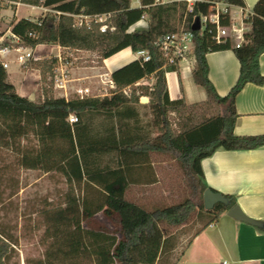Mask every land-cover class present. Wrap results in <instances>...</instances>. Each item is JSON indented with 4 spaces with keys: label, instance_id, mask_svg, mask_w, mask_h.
I'll return each mask as SVG.
<instances>
[{
    "label": "trees",
    "instance_id": "1",
    "mask_svg": "<svg viewBox=\"0 0 264 264\" xmlns=\"http://www.w3.org/2000/svg\"><path fill=\"white\" fill-rule=\"evenodd\" d=\"M214 1L245 7V0H207L186 13L182 0L162 4L140 0L137 7L132 6V0H0L13 8L14 3H23L53 11L36 20L23 17L11 21L17 48L58 45L98 51L102 59L127 48L150 54L149 60L136 58L113 70L114 88L110 94L70 99L56 97L52 92L58 58H38L33 65L41 73L45 92L42 102L18 94L0 62V146L19 154V164L25 169L55 170L66 178L69 191L64 208L53 217V235L57 239L65 235L57 251L69 259V264H84L83 260L91 264H157L169 227L185 224L195 208L203 226H207L237 204L233 196L225 195L228 205L217 203L212 209H205L203 193L210 187L205 182L201 161L218 149L249 150L264 145V133L234 132L237 94L248 82H264L259 65V57L264 53V20L260 18L264 17V0L256 6L252 28L245 33L240 46L230 40L218 44L205 32H195L196 64L192 74L194 83L206 92L204 101L189 104L184 99H170L165 75L179 67L163 68L166 60L156 44L166 34L190 30L193 20L209 13ZM80 14H109L103 22L108 26L106 32L101 31L102 22L77 25L75 15ZM143 16L148 27L128 32ZM224 49L235 52L240 75L229 94L220 96L209 79L206 55ZM150 76L155 78L152 85L138 84ZM128 86L130 96L123 92ZM141 96H147L148 103H140ZM138 105L149 108L154 136L132 132L131 123L139 117ZM72 114L77 117L74 123L69 121ZM99 117L108 123L102 132L94 127ZM23 139L31 144L23 145ZM151 153L169 154L181 163L192 177L193 193L202 199L198 206L185 199L147 208L125 197L130 184L152 183L144 173ZM108 154L117 156L116 166L101 164L100 159ZM82 186L85 193L79 197L76 189ZM100 212L117 215L121 237L83 226L85 220ZM11 251L10 238L0 232V264H8Z\"/></svg>",
    "mask_w": 264,
    "mask_h": 264
},
{
    "label": "crops",
    "instance_id": "2",
    "mask_svg": "<svg viewBox=\"0 0 264 264\" xmlns=\"http://www.w3.org/2000/svg\"><path fill=\"white\" fill-rule=\"evenodd\" d=\"M259 1L245 0L243 11L240 8L234 10V15L239 22L243 17L250 16L249 20L245 21L247 32L252 28V19ZM14 5V14L8 22V26L2 30L0 29V32H4V34H0V38H13L12 43H14V47L8 53L0 55V62L7 63L8 81L15 86L18 94L27 97L31 101L42 102L45 97V92L41 81V73L33 65V62L38 58L51 57L49 54L53 53V48L57 49L56 56L61 50H65L66 48L58 45H38L34 49L22 47V50L32 52L31 59L25 63L19 59L10 61L8 55L13 50H18L15 47L18 40L12 37L10 23L14 19L18 20L23 18L18 15L19 6L27 4L14 3ZM9 6V4L0 2L1 25L4 24L5 16L1 12L8 10ZM137 6L139 5L137 4ZM32 7L41 9L43 11L42 15L47 10L44 7ZM260 18L264 20V17L260 16ZM122 51L107 59H103L104 66L102 68L106 69L107 66L111 65L110 73H112L113 70L137 58L135 55L133 58L126 57L124 61H121L119 56ZM124 51H127L129 54L135 53L129 48ZM46 52H48L47 55H45ZM206 58L209 65L210 81L220 96L228 95L240 75V61L238 57L232 49H224L208 52ZM15 62L18 64H15ZM259 65L264 77V53L259 57ZM192 72L193 68L188 61L181 62L177 71L166 72L165 76L170 99H184L189 104L206 100V92L194 83ZM83 73L88 78L90 77L89 79H95L88 71ZM16 75L19 78L20 92L18 91V85L13 80ZM66 80L67 96L70 99L69 89L77 86L71 82L72 79ZM84 87L88 86L80 85L75 89ZM52 92L53 94L55 92L59 93L58 96L54 94L56 97H65L64 90L57 87L55 89L53 88ZM235 108L238 116L235 122L234 132L237 135L263 134L264 82L262 84L253 82L246 83L236 96ZM140 117L139 112L137 121ZM28 143L30 144L31 141L22 140L23 145ZM32 143L35 144V140ZM18 156L20 157L19 154ZM117 159V156L114 155V166L117 165ZM166 163L167 160L164 158V154L151 153L150 162L144 167V173H146L149 180H152V183L130 184L126 190L125 197L128 200L142 205L139 203L140 200H154L156 196L162 199L164 195L167 196L169 191L164 190L162 187L159 188L162 183L160 167L163 168L164 165H167ZM201 167L205 182L210 188L224 195L233 196L236 199V203L248 216L264 221V145L249 150L218 149L212 155L201 161ZM43 172L46 174L57 173L55 170ZM157 189L161 191L159 195H157L158 193L156 194ZM82 191L85 193L83 186ZM227 212L221 214L218 221L207 226L201 225L202 220L200 218L195 226L187 227V225H184L180 228L181 231L172 233L167 231L163 250L157 260V264H224V262L226 264H264V230L252 224L234 219ZM104 217L107 222H110L113 218L119 224L116 214L112 216L104 214ZM196 226L200 227L197 231H194ZM84 227L86 228V226ZM190 230H193V233L187 239L186 243L183 244L184 237Z\"/></svg>",
    "mask_w": 264,
    "mask_h": 264
},
{
    "label": "rangeland",
    "instance_id": "3",
    "mask_svg": "<svg viewBox=\"0 0 264 264\" xmlns=\"http://www.w3.org/2000/svg\"><path fill=\"white\" fill-rule=\"evenodd\" d=\"M173 1V0H166ZM137 1L132 0V5L137 6ZM47 9V8H46ZM42 10L29 5H20L18 15L30 19H36L42 15ZM53 12L47 9L44 14ZM4 14V24L0 29H4L8 26V22L11 20L14 14V8L10 5L8 10L2 11ZM4 34V32H0ZM12 38L6 37L5 42L9 45L12 43ZM22 48V47H21ZM45 48V47H44ZM48 49V47H47ZM125 50V49H124ZM122 51L119 58L124 61L126 57L133 58L134 54H129L127 51ZM27 50H13L9 55L10 61H16L19 56L24 55ZM53 57L57 54V49H52ZM46 52L45 55H47ZM64 72L66 73V79H72V83L77 87L80 85L88 86L91 88L89 96H105L106 93L110 94L111 90V65L104 66L103 59L100 57L98 51L65 49L60 52ZM185 60L182 61L184 63ZM15 64H18L15 62ZM57 68H60V61H58ZM89 72L95 79H89L85 73ZM56 73V72H55ZM60 73V72H59ZM55 76V74H54ZM18 85V91H21L19 85V78H13ZM155 82V78L150 76L138 84L152 85ZM71 84V83H68ZM55 77L53 87L55 89ZM75 87V88H77ZM74 87L70 88L69 97H75L76 90ZM58 91V90H57ZM56 96L58 92L54 93ZM147 96H145L146 98ZM147 99H149L147 97ZM142 103V100H140ZM144 103H148L144 102ZM140 118L138 121H132V132H138L140 134H147L154 136L152 127V115L148 107L139 105ZM108 125L103 118H97L94 122V127L99 132L104 131V128ZM32 140V139H31ZM34 140H32L33 142ZM31 144V143H30ZM164 158L167 160V165L163 168L160 166V174L162 183L159 188L169 191V194L162 199L156 196L154 200H138L143 206L147 208L162 207L172 204H177L185 199H191L195 205H199L202 202L200 195L194 192L193 180L190 175L185 171V168L181 163L174 159L169 154H164ZM19 156L11 149L0 146V232L6 237L10 238L12 242V251L7 259L8 264H69V259H66L63 254L58 253L57 249L60 245H63L62 237L53 235L54 225L53 217L57 210L64 208L66 202V194L69 191V185L66 178L60 173H48L46 174L40 170H28L23 168L19 164ZM101 164H110L114 166V155H104L101 159ZM161 191L157 189L156 194L159 195ZM76 194L79 197L83 196L82 188L77 187ZM195 208L190 215L187 222L178 227H167L169 233L181 231L182 226L187 225L195 226L199 222V214ZM51 218V219H50ZM86 228L92 229H104L106 231L119 234L120 224L115 219H111L107 222L104 217V213L100 212L91 219L83 222ZM203 225V222L202 224ZM186 227V228H187ZM200 226H196L194 231H197ZM61 230V229H60ZM67 232V230H66ZM65 233V232H64ZM193 230L184 237L183 244L192 235ZM67 249V247H64ZM81 263V262H80ZM84 264H91L87 260H83Z\"/></svg>",
    "mask_w": 264,
    "mask_h": 264
},
{
    "label": "built area",
    "instance_id": "4",
    "mask_svg": "<svg viewBox=\"0 0 264 264\" xmlns=\"http://www.w3.org/2000/svg\"><path fill=\"white\" fill-rule=\"evenodd\" d=\"M138 5H140V0H136ZM186 3V13L193 12L195 6L201 2H207V0H182ZM166 0H156V3L162 4L166 3ZM240 8L243 11V7L235 6L229 4L224 1H214L212 2L211 11L209 13H202L198 17H196L193 22L198 18L200 20L201 28L199 31L193 30H179L173 33L166 34L162 36L157 41V46L162 51L165 57V64L163 68H166L170 65H180V63L185 60L188 61L190 66L194 68L196 64V55H195V43H196V35L195 32H205L209 35L214 42L220 44L227 40H230L235 46H240L245 41V33L247 32L245 21L249 20L250 16L246 18L240 19V22L237 20L236 16L234 15V10ZM59 15L60 12H57ZM109 14H98V15H75L76 24L77 25H87L90 26L93 21L96 22H105L108 18ZM243 16V12H242ZM226 20V23L224 21ZM142 23V24H138ZM137 25L136 28L130 30L132 26ZM129 29L128 32H132L138 29H146L148 27V23L146 21V17L143 16L141 20L133 24ZM108 26L106 23L101 25V31L106 32ZM5 39L3 37L0 38V55L8 53L12 46L9 44H3ZM23 48H18L22 50ZM137 58H143V60H149L150 54L146 50L138 51L135 53ZM32 57V52L28 51L24 55L19 56V60L23 63L27 62ZM58 61H60V68H56L55 70V86L59 89L64 90L65 98L68 99L67 96V84H66V73L61 66L62 58L60 53L56 56ZM4 68L7 67V63H2ZM60 72V73H59ZM142 81V80H141ZM111 87L114 88V83L112 80ZM124 94L130 96L131 93V86H128L123 89ZM90 88H78L76 89V97L84 98L89 96ZM105 95H108L106 93ZM145 98V96H141L140 100ZM147 98V97H146ZM70 123H74L77 121V117L72 114L69 117ZM226 264V262H224Z\"/></svg>",
    "mask_w": 264,
    "mask_h": 264
},
{
    "label": "water",
    "instance_id": "5",
    "mask_svg": "<svg viewBox=\"0 0 264 264\" xmlns=\"http://www.w3.org/2000/svg\"><path fill=\"white\" fill-rule=\"evenodd\" d=\"M201 28L200 20L197 18L193 25L191 26V30L193 31H199ZM142 102H147V98H142ZM203 202L205 209H212L215 204L222 203L225 205L229 204V199L221 192L215 191L212 188H207L203 193ZM228 215L234 219H237L242 222H246L249 224H252L258 228L264 229V221L252 218L248 216L242 208L235 204L228 210Z\"/></svg>",
    "mask_w": 264,
    "mask_h": 264
},
{
    "label": "bare ground",
    "instance_id": "6",
    "mask_svg": "<svg viewBox=\"0 0 264 264\" xmlns=\"http://www.w3.org/2000/svg\"><path fill=\"white\" fill-rule=\"evenodd\" d=\"M138 24H142V23H138ZM136 26L137 25L132 26L130 30H133L134 28H136Z\"/></svg>",
    "mask_w": 264,
    "mask_h": 264
}]
</instances>
